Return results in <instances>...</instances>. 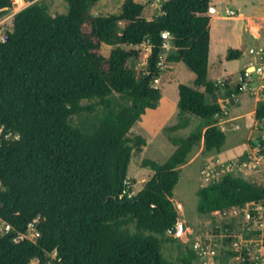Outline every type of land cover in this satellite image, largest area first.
Listing matches in <instances>:
<instances>
[{
    "label": "trees",
    "instance_id": "1",
    "mask_svg": "<svg viewBox=\"0 0 264 264\" xmlns=\"http://www.w3.org/2000/svg\"><path fill=\"white\" fill-rule=\"evenodd\" d=\"M26 1L12 29L0 31V219L10 225L0 232V264H173L162 247L178 220L172 198L180 166L202 140L206 151L226 141L216 118L223 113L221 85L210 77L212 0H166L151 19L137 0H122L118 14L98 15L90 8L99 0H64L66 13H52L44 0ZM14 3L24 0H0V17ZM164 31L173 45L166 60L195 73L193 85L178 84L180 119L166 129L186 128L189 115L201 127L172 137L176 149L166 161L144 159L154 175L132 195L134 145L147 141L129 134L162 97L155 79ZM142 45L150 51L136 70L132 63L146 54ZM246 48L230 47L226 59L241 58ZM255 116L264 122V102ZM199 195L205 215L259 203L264 186L226 174ZM36 219L37 239H19Z\"/></svg>",
    "mask_w": 264,
    "mask_h": 264
},
{
    "label": "rangeland",
    "instance_id": "2",
    "mask_svg": "<svg viewBox=\"0 0 264 264\" xmlns=\"http://www.w3.org/2000/svg\"><path fill=\"white\" fill-rule=\"evenodd\" d=\"M44 1L49 5L52 13H66L68 10V5L64 0ZM137 1L145 4L144 15L151 19L161 14L162 4L166 0ZM27 4L26 0L20 5L14 3L11 9H7L4 12L0 17V31L2 35H5L7 30L12 29L14 14ZM121 5L122 0H99L96 5L90 8V13L92 15L118 14L121 11ZM211 7L215 8V10L210 9L209 11V15L211 16L210 27L212 28L211 44L216 52L215 55L213 54L214 58L211 60L213 72H218L220 61L224 59V55L230 46L235 47V44H232L235 40V43L238 45L245 42L249 46L255 47L256 50L259 49V46H264V0H212ZM256 15L262 17H257ZM229 42L230 45H228ZM164 47L160 62L162 69L160 81L155 83L160 87L164 95L160 101V107L158 109L155 108L156 110L154 109V111H148L146 116L144 115L145 118L141 117L129 134L132 137L141 134L147 141L146 145H134L132 159L128 168V179L132 195L138 193L146 181L154 175V171L150 167H143L142 162L144 159L151 158L160 163L166 161L176 149L171 140L172 137L186 138L201 127L200 120L195 116L189 115L190 123L186 128L176 131L166 129L168 126L177 123L180 119L177 108L179 99L178 84L182 82L193 85L195 73L188 69L183 62H180V66H178L175 62H168L166 60L168 53L173 50L170 38L166 40ZM142 49L146 50V54L132 63V67L136 70H141L145 67L147 54L150 51V47L147 45H142ZM246 54L248 53L246 52ZM243 59L227 61L226 68L228 71L235 70L233 75L226 78V80L232 81L234 88L230 89L231 91H235L240 82L239 74L244 70ZM211 75L213 76V73ZM218 83L222 86L224 81L221 83L218 81ZM217 97L224 98L225 103H232V99L226 97L224 89L219 91ZM83 102L86 103L87 101ZM241 104L249 106L252 104V101L247 100L245 97L242 98ZM167 105H169V114L165 115L164 117L166 118L164 119L163 115L166 112L165 110H167ZM227 107L229 106L227 105ZM95 113H92L90 118ZM230 114V117L235 116L234 111ZM85 115L83 114L80 119H84ZM253 118V116L252 118L248 116L245 118V121L241 119L233 121V124L238 123L242 125L238 129L225 130L226 141L223 147L226 148L247 141L246 136L249 129L253 127ZM74 119L76 122L79 121L78 117ZM219 119L220 117L217 118V122ZM1 135L2 130H0V137ZM6 137L13 138L17 136L6 134ZM260 139L264 140V122L256 126L253 136L248 140L250 150L255 151V154L260 157V161L253 159L251 151L244 152L240 150L232 155V157L219 162V157L212 155L213 151H201L200 144L190 153L187 163L180 166V178L174 188L172 201L174 205L177 203L182 204V209H178L177 213L178 217L188 227V232L181 238L174 237L169 232L163 237V255L173 264H185L183 260L189 255L190 251H194L190 257L192 264H244L246 262L249 264H264V233L259 229V223L264 220V200L258 203L257 206H260L259 210L255 209L256 206H253L251 203H248L244 207H238L237 212L233 208H230L221 214L210 213L203 215L198 209L201 186L219 181L226 174L242 176L243 172L240 168L244 163H248L249 171H253V169L262 171L263 175L259 174V177L264 182V146L255 143L256 140ZM253 162L258 165L256 166ZM244 208L252 210L255 215L251 218L250 222L245 217ZM37 223L38 219L29 226L27 232V236L32 240H36L38 237ZM7 231V224L0 219V232L5 233ZM170 237L174 238V240H169ZM196 240L210 244L212 248L216 249L217 255L213 260L198 254L194 250L193 244ZM244 252H246V255ZM55 256L56 252L51 253V257L54 258ZM212 261L213 263H211ZM32 264H39V261L34 259Z\"/></svg>",
    "mask_w": 264,
    "mask_h": 264
},
{
    "label": "crops",
    "instance_id": "3",
    "mask_svg": "<svg viewBox=\"0 0 264 264\" xmlns=\"http://www.w3.org/2000/svg\"><path fill=\"white\" fill-rule=\"evenodd\" d=\"M216 11H217V9H216ZM242 15H244V14L242 13ZM256 16L257 17H262V16H258V15H256ZM211 26H212V24H211ZM211 29L212 28L210 27V31H211ZM211 39H212V37H211ZM235 42H236V40H235ZM235 42H232V44H235L234 48H241L243 44H246V46H247L243 56L241 58H239L241 60H242V58H244L243 59L244 70H243V72L241 74H239L240 75V77H239L240 82L238 83V86H237V88L239 86L241 88H240L239 92H235L236 90L232 91L233 92L232 100H231L232 103H230V102L225 103V99L224 98L218 97V101L221 103V105L223 107V113L216 117V118L220 117L219 121L217 122V126L221 130H223L224 132L227 129L228 130H232V128L238 129V128L241 127L242 124L241 125L238 124V123L233 124V121L239 120V119H241L242 121H245V118H247L248 116H250L251 118L253 116L254 117L253 118L254 121H253L252 125H253L254 128L252 127V128L249 129V132H248V134L246 136L247 141L241 142V144H238V145L234 144V145L228 146L226 148L222 147L221 150H219V151L212 150L213 151L212 155L218 156L219 157V162H222L223 160H226L227 158L232 157V155H234L235 153H237L240 150L244 151V152L251 151L253 153V156H252L253 159H256V160L260 161L261 159H260V157H258L255 154V151L250 150V147L248 145V140L253 136L256 126L258 124H261V122H263V121H259L256 118L255 113H256V108H257L258 103L259 102H264V73L262 75H260L257 72H254L250 76H246L245 75V68L247 66H249L250 64H254L256 66L262 65L263 68H264V46H259V49L256 50L255 47L249 46L245 42H243L241 45H238ZM228 45H230V42H229ZM212 46L213 45L211 44V46H210V58H209L210 77L216 83H218V81L220 83L224 81V84L226 83L229 86L230 89H233L234 87H233L232 81L226 80V78H228V76L233 75L235 73V70L228 71V69L226 68L227 61H229V60L226 59L227 52L224 55V59L222 58L223 60L220 61L221 63H220V67H219L218 72H213V69H212V65L213 64H211V60L214 58L213 54L215 55L216 52L214 51V47H212ZM211 47H212V50H211ZM230 47H232V46H230ZM261 49H262V51L259 52ZM246 52L248 54L245 55ZM256 55H258V56H256ZM233 60H237V59H233ZM175 63L178 66H180L179 65L180 62H175ZM211 73H213V76L211 75ZM236 77H237V75H236ZM223 85L217 91V94L219 93V91L221 89L222 90L224 89L225 85L224 86ZM163 97H164V95L162 93V97H161L160 101L162 100ZM245 97L247 98V100L249 99V100L252 101L251 105L247 106L246 104H241L242 98H245ZM178 101H179V99H178ZM159 105H160V102H159ZM159 105H158V107L156 109H158L160 107ZM177 105H178V103H177ZM227 105L229 107H227ZM168 106L169 105L166 106L167 110H168ZM177 108H178V106H177ZM167 110H165L166 112L163 115L164 119L166 118L164 116L165 115L167 116V114H169V110L168 111ZM148 111H154V109H147L146 113L143 114L142 117H144V115L146 116ZM232 111H234L235 116L230 117V115H231L230 113ZM244 124H245V122H244ZM200 144H201L200 145L201 146V151L205 150L204 149V140H202ZM196 147L194 149H196ZM194 149H193V151H194ZM253 163H255V162H253ZM253 163H252V165H253ZM255 165L257 166L258 164L255 163ZM240 169L243 172L241 177H243L245 179H251L249 181H254V182L264 186V182H263L262 178L259 177L260 175H263L262 171H260L258 169H256V170L253 169V171H249L248 170V163H244L243 166ZM204 186H206V185L203 184L201 187H204Z\"/></svg>",
    "mask_w": 264,
    "mask_h": 264
},
{
    "label": "built area",
    "instance_id": "4",
    "mask_svg": "<svg viewBox=\"0 0 264 264\" xmlns=\"http://www.w3.org/2000/svg\"><path fill=\"white\" fill-rule=\"evenodd\" d=\"M162 36L165 38V39H169L171 37V34L168 32V31H164L162 33ZM3 39L5 40V38L3 37ZM262 49L259 51L261 52ZM254 72H257L258 74L262 75L264 73V68L262 65L260 66H256L254 64H250L249 66H247L245 68V75L246 76H250L252 73ZM160 81V78H156L155 79V83H158ZM253 206H256L255 209L259 210L260 206L258 207V203H251ZM175 209L176 211L178 209H182V204L181 203H177ZM240 207V206H235V207H232L234 209L235 212H237V208ZM228 209H225V210H217V211H214L212 212L213 214H221L222 212H225L227 211ZM245 211V217L247 218V220L250 222L252 219V217H254L255 215L253 214L252 210L248 209V208H244ZM178 212V211H177ZM260 221V220H259ZM7 228L8 230H10V225L7 224ZM259 229H261L264 233V220L261 221L259 223ZM169 234L174 236V237H177V238H181L182 236L186 235L187 232H188V227L186 226L185 222L180 219L178 217V220L174 226L173 229H170L169 231ZM39 235V233L37 232V236ZM29 238L27 236V234H21L19 236V239H23V238ZM193 248L194 250L200 254V255H203V256H206V257H209L210 260H213L215 258V256L217 255V251L216 249L212 248V246L210 244H206L200 240H196L193 244ZM213 263V261L211 262Z\"/></svg>",
    "mask_w": 264,
    "mask_h": 264
},
{
    "label": "water",
    "instance_id": "5",
    "mask_svg": "<svg viewBox=\"0 0 264 264\" xmlns=\"http://www.w3.org/2000/svg\"><path fill=\"white\" fill-rule=\"evenodd\" d=\"M210 9H211V10H215V8H213V7H210ZM255 143H256V144H260V140H256Z\"/></svg>",
    "mask_w": 264,
    "mask_h": 264
}]
</instances>
